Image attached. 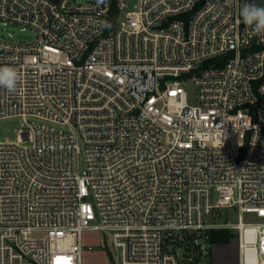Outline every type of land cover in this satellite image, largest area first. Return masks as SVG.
<instances>
[{"label":"built area","instance_id":"obj_1","mask_svg":"<svg viewBox=\"0 0 264 264\" xmlns=\"http://www.w3.org/2000/svg\"><path fill=\"white\" fill-rule=\"evenodd\" d=\"M246 2L0 0L2 24L37 36L0 38L19 76L0 122L21 123L0 141V264H82L85 231L116 264H212L218 229L239 264H264V222L244 220L264 219V39ZM233 208L236 225L209 222Z\"/></svg>","mask_w":264,"mask_h":264},{"label":"rangeland","instance_id":"obj_2","mask_svg":"<svg viewBox=\"0 0 264 264\" xmlns=\"http://www.w3.org/2000/svg\"><path fill=\"white\" fill-rule=\"evenodd\" d=\"M79 3H85L89 0H76ZM130 6L133 7L138 0H128ZM124 14V13H123ZM120 19V18H119ZM10 39L15 43H32L36 40L35 32L30 29L22 30L19 25H4L0 21V38ZM184 88L188 95V102L194 105L198 99V94L192 84L187 82ZM20 121L6 120L0 122V141H15L17 130L20 128ZM218 215H214L209 222L216 224H226L227 222L236 225L239 221V213L237 209H222ZM245 222L263 223L264 219H258L255 215H245ZM95 224L96 222H92ZM84 253L82 264H116V252L112 244L106 239V236L100 231H85L83 234ZM88 247L93 250L89 251ZM216 249H220V259L225 264H238V242L236 238L231 239L228 244L214 245L213 253Z\"/></svg>","mask_w":264,"mask_h":264},{"label":"clouds","instance_id":"obj_3","mask_svg":"<svg viewBox=\"0 0 264 264\" xmlns=\"http://www.w3.org/2000/svg\"><path fill=\"white\" fill-rule=\"evenodd\" d=\"M242 22L252 30L253 34L264 39V6L257 3H245L240 9ZM19 80L15 68L0 66V87L6 88L9 92H15Z\"/></svg>","mask_w":264,"mask_h":264},{"label":"trees","instance_id":"obj_4","mask_svg":"<svg viewBox=\"0 0 264 264\" xmlns=\"http://www.w3.org/2000/svg\"><path fill=\"white\" fill-rule=\"evenodd\" d=\"M236 237H237L236 233L225 229H218L210 232V242L213 245L228 244L231 241V239Z\"/></svg>","mask_w":264,"mask_h":264},{"label":"crops","instance_id":"obj_5","mask_svg":"<svg viewBox=\"0 0 264 264\" xmlns=\"http://www.w3.org/2000/svg\"><path fill=\"white\" fill-rule=\"evenodd\" d=\"M220 249H216L213 253V261L212 264H225L224 262L221 261L220 259ZM238 264H239V258H238Z\"/></svg>","mask_w":264,"mask_h":264},{"label":"bare ground","instance_id":"obj_6","mask_svg":"<svg viewBox=\"0 0 264 264\" xmlns=\"http://www.w3.org/2000/svg\"><path fill=\"white\" fill-rule=\"evenodd\" d=\"M250 234L252 235L253 232H250ZM247 256H248V261L250 264H257V257L253 251H248Z\"/></svg>","mask_w":264,"mask_h":264}]
</instances>
